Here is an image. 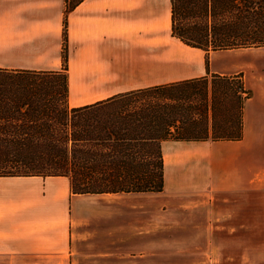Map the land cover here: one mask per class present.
Segmentation results:
<instances>
[{
  "label": "crops",
  "instance_id": "0c3cea01",
  "mask_svg": "<svg viewBox=\"0 0 264 264\" xmlns=\"http://www.w3.org/2000/svg\"><path fill=\"white\" fill-rule=\"evenodd\" d=\"M64 43L69 105L246 67L242 137L164 139L158 191L0 175V264H264V45L207 66L172 34L171 0H0V69H61Z\"/></svg>",
  "mask_w": 264,
  "mask_h": 264
},
{
  "label": "trees",
  "instance_id": "16d2710c",
  "mask_svg": "<svg viewBox=\"0 0 264 264\" xmlns=\"http://www.w3.org/2000/svg\"><path fill=\"white\" fill-rule=\"evenodd\" d=\"M79 0H65L70 9ZM66 19L64 36H66ZM171 32L209 50L264 45V0H171ZM57 70L0 80V175L63 174L73 192L158 191L164 139H239L241 73L211 72L69 105ZM12 74H9V76Z\"/></svg>",
  "mask_w": 264,
  "mask_h": 264
},
{
  "label": "rangeland",
  "instance_id": "374dc122",
  "mask_svg": "<svg viewBox=\"0 0 264 264\" xmlns=\"http://www.w3.org/2000/svg\"><path fill=\"white\" fill-rule=\"evenodd\" d=\"M180 44L183 46V48L187 52H191V54L193 56L192 57L193 58L192 63H194L196 58L200 56L201 58L205 59L206 65L207 64L209 65V61L211 60V56H213V54H215L216 52L217 53L215 55V61L247 58L248 56H251L253 53L252 51H246V52H242V53L218 51L221 49L209 50L207 52V51H205L201 48H198V47H193V46L190 47V45H185L182 43H180ZM237 48H239V47H237ZM235 66H236L237 70L234 72H229V73H241V77L243 79V82H245L246 67H244V66L238 67V64ZM214 72H217V71H214ZM9 74H12V75L9 76ZM40 75H45V74H43V73H38V74L32 73V71L26 70V69H15V70H13V69L12 70L0 69V80H6V81H9L12 79L17 80V78H20V77L29 78V77H35V76H40ZM217 140H219V139H217ZM174 172H175L176 178L182 182L184 179L183 167H179L175 171L171 170L172 175H174Z\"/></svg>",
  "mask_w": 264,
  "mask_h": 264
}]
</instances>
